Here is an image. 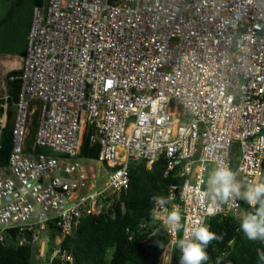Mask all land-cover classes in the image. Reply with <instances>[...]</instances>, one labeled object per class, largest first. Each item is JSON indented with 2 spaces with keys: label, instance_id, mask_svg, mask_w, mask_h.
<instances>
[{
  "label": "built area",
  "instance_id": "obj_1",
  "mask_svg": "<svg viewBox=\"0 0 264 264\" xmlns=\"http://www.w3.org/2000/svg\"><path fill=\"white\" fill-rule=\"evenodd\" d=\"M18 71L12 148L0 167V244L15 241L33 259L73 264L64 241L107 197L128 191L132 161L151 168L163 159L166 176L182 181L155 219L169 237L161 264L181 255L183 231L164 227L173 208L188 228L244 211L243 201L206 195L217 166L242 183L262 181L264 0H42ZM9 105L0 98L1 131ZM86 136L108 169L94 192L81 158Z\"/></svg>",
  "mask_w": 264,
  "mask_h": 264
},
{
  "label": "trees",
  "instance_id": "obj_2",
  "mask_svg": "<svg viewBox=\"0 0 264 264\" xmlns=\"http://www.w3.org/2000/svg\"><path fill=\"white\" fill-rule=\"evenodd\" d=\"M41 3L42 0H35V5ZM18 77L19 72L9 75V109L13 108L20 93ZM12 114L9 110V117ZM0 132V167H6L12 148V127L7 125ZM98 155L99 149L91 148L86 136L81 158L97 161ZM238 157V147L235 145L232 160L237 163ZM166 171L163 159L151 168L145 161H132L129 165L128 191L119 197H107L104 202L108 205L104 211L83 218L75 232L64 241L63 249L73 256V264H161L169 237L150 215L155 207L151 198L162 196L169 203L171 187L182 183L175 174L166 176ZM261 182H264V175ZM250 210L244 203V211ZM240 223L239 218L216 217L210 221V229L223 236V240L212 241L207 246L208 260L205 264H264L257 255V249L264 250V243L249 240L241 231ZM53 248L52 242L48 256ZM30 254L29 248L20 247L15 241L0 244V264H31L33 258ZM178 259L179 252L176 251L173 264H178ZM55 264L60 263L57 261Z\"/></svg>",
  "mask_w": 264,
  "mask_h": 264
},
{
  "label": "clouds",
  "instance_id": "obj_3",
  "mask_svg": "<svg viewBox=\"0 0 264 264\" xmlns=\"http://www.w3.org/2000/svg\"><path fill=\"white\" fill-rule=\"evenodd\" d=\"M207 185L206 195L214 204L217 201L228 203L240 200L252 209L238 214L241 221L240 229L249 240L264 243V182L242 183L229 165L222 164L211 172ZM151 199L155 207L152 208L150 215L153 219H158L159 209L164 208L168 201L162 196H153ZM209 214L214 212L210 209ZM164 227L173 234L183 231L182 238L175 241L181 253L179 264H205L208 260L207 246L212 241L223 240V236L213 232L210 225L202 219L195 221L191 228L185 227L178 208L168 212ZM158 246L162 247V245ZM257 255L259 260L264 262V250L257 249Z\"/></svg>",
  "mask_w": 264,
  "mask_h": 264
},
{
  "label": "crops",
  "instance_id": "obj_4",
  "mask_svg": "<svg viewBox=\"0 0 264 264\" xmlns=\"http://www.w3.org/2000/svg\"><path fill=\"white\" fill-rule=\"evenodd\" d=\"M21 2L22 0H19V3L14 5L11 1L6 0L3 12H0V98L9 96V75L13 72H19L20 64L26 55L32 11L36 6L35 0L31 4V15L26 23H21V17L17 16L9 29H2L3 25L8 23L9 18L13 17L15 10L21 6ZM9 110L13 113L11 117H9ZM9 110L7 116H4V120L6 119V126L12 127L15 108Z\"/></svg>",
  "mask_w": 264,
  "mask_h": 264
},
{
  "label": "rangeland",
  "instance_id": "obj_5",
  "mask_svg": "<svg viewBox=\"0 0 264 264\" xmlns=\"http://www.w3.org/2000/svg\"><path fill=\"white\" fill-rule=\"evenodd\" d=\"M11 1L12 4L16 5L17 3H19V0H9ZM32 2L33 0H22L21 2V6L15 10V12L13 13V17L9 18L8 23H6L5 25H3L2 29H9L14 22V19L19 16L21 17V23H26L31 15V7H32ZM0 12H3V9L5 7V3L6 0H0ZM8 32V30H7ZM33 125L31 130H30V136H29V140H28V145H33L34 142V138H35V133H36V122H37V116L33 117ZM238 147V146H237ZM43 153H48V150H42ZM87 171L89 172L90 176L92 177V181L93 184H91V188L90 191L94 192L96 189L97 190H102L105 186V183L107 181V174H108V169L107 167H105L103 164H101L98 161H85L84 162ZM88 192V191H85ZM175 256V255H174ZM167 259H169L170 261V256H167ZM173 260V259H172ZM166 262H168L166 260ZM170 263V262H169ZM31 264H47L45 259H33L31 260Z\"/></svg>",
  "mask_w": 264,
  "mask_h": 264
},
{
  "label": "water",
  "instance_id": "obj_6",
  "mask_svg": "<svg viewBox=\"0 0 264 264\" xmlns=\"http://www.w3.org/2000/svg\"><path fill=\"white\" fill-rule=\"evenodd\" d=\"M26 236L29 237V234H27Z\"/></svg>",
  "mask_w": 264,
  "mask_h": 264
}]
</instances>
